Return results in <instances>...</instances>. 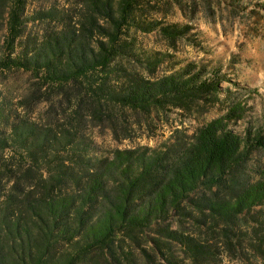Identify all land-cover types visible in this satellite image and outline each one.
<instances>
[{
	"label": "trees",
	"instance_id": "trees-1",
	"mask_svg": "<svg viewBox=\"0 0 264 264\" xmlns=\"http://www.w3.org/2000/svg\"><path fill=\"white\" fill-rule=\"evenodd\" d=\"M6 1L9 51L0 56V70L32 71L45 87H83L99 109L110 105V111L150 116L171 107L203 114L206 103L220 102V79L180 72L152 81L117 63L131 57L125 38L131 27L170 40L188 32V26L137 22L142 0H89L90 14L32 58L18 42L26 0ZM115 74L125 79V90L107 89ZM240 112L232 107L190 143L168 140L157 148L118 150L112 158L86 156L69 130L59 136L16 126L0 141L1 152L23 151L19 169L0 160V264H137L136 252L147 264H179L171 254L175 245L198 264L217 255L210 236L232 247L238 221L264 204V176L252 183L243 170L253 149L264 150V134L233 132L229 124Z\"/></svg>",
	"mask_w": 264,
	"mask_h": 264
},
{
	"label": "rangeland",
	"instance_id": "rangeland-1",
	"mask_svg": "<svg viewBox=\"0 0 264 264\" xmlns=\"http://www.w3.org/2000/svg\"><path fill=\"white\" fill-rule=\"evenodd\" d=\"M6 6L7 1L0 0L1 57L9 51ZM90 6L89 0H26L19 51L30 58L44 53L56 34L90 14ZM134 14L137 22L144 24L162 22L189 29L170 40L157 31L146 33L131 27L125 37L131 57L117 63L152 81L180 72L220 79V102L206 103L203 114L171 107L154 110L150 116L110 111V105L99 109L83 87H45L32 71L0 70V141L9 139L16 126L28 123L41 130L52 129L59 136L69 130L76 134L74 146L86 156L112 158L118 150L157 148L168 140L190 143L200 128L226 116L234 106L241 107L242 117L229 124L233 132L242 137L251 134V138L264 134V0H142ZM147 61L153 65L148 67ZM127 87L117 74L107 83L108 90ZM82 99L84 105L78 108ZM21 153V149L0 150V160L19 169ZM243 170L252 183L264 176L262 148L253 149ZM5 182L4 178L2 184ZM237 228L239 240L232 247L222 244L218 235L210 236L207 244L217 255L210 253L211 257L198 264H264V204L241 218ZM171 254L179 264H195L178 245ZM134 260L147 264L139 252Z\"/></svg>",
	"mask_w": 264,
	"mask_h": 264
}]
</instances>
